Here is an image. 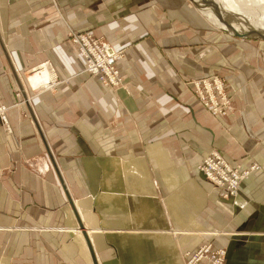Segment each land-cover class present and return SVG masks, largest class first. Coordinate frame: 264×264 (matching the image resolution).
Masks as SVG:
<instances>
[{
	"label": "crops",
	"instance_id": "1",
	"mask_svg": "<svg viewBox=\"0 0 264 264\" xmlns=\"http://www.w3.org/2000/svg\"><path fill=\"white\" fill-rule=\"evenodd\" d=\"M84 31L121 53L123 87L85 71ZM46 61L60 84L35 93ZM211 75L224 115L192 89ZM0 103V264H183L207 243L264 264V40L188 0H0ZM211 151L250 171L236 195L199 171Z\"/></svg>",
	"mask_w": 264,
	"mask_h": 264
},
{
	"label": "built area",
	"instance_id": "2",
	"mask_svg": "<svg viewBox=\"0 0 264 264\" xmlns=\"http://www.w3.org/2000/svg\"><path fill=\"white\" fill-rule=\"evenodd\" d=\"M70 35L85 60L86 72L96 76L107 88L116 90L123 87V80L116 66L121 56L119 51L109 42L93 36L89 31L72 32ZM47 63V61L42 62L33 67L34 71L31 73L39 71ZM191 85L196 99L212 114L224 115L231 109V95L226 89L224 80L218 75L191 80ZM32 91L37 92L35 88ZM4 111L5 106L0 103V113ZM198 169L207 180L222 188L228 196L238 193L241 182L248 175V170L230 165L218 151H211L206 155L198 165ZM225 255L224 249H215L207 243L193 253L185 252L184 264H200L202 261L208 264H224Z\"/></svg>",
	"mask_w": 264,
	"mask_h": 264
},
{
	"label": "bare ground",
	"instance_id": "3",
	"mask_svg": "<svg viewBox=\"0 0 264 264\" xmlns=\"http://www.w3.org/2000/svg\"><path fill=\"white\" fill-rule=\"evenodd\" d=\"M188 1L204 16L208 23L219 31H222L219 29L222 27L246 34H254L256 29L264 32V0H195L200 4L199 7L190 0ZM207 7L211 12L207 10ZM31 72L28 80L32 89L54 90L60 84L59 80L56 82L58 78L48 63L43 65L39 71ZM0 116L5 121L3 112L0 113ZM82 231L84 232V230ZM84 238L89 247L91 243L85 232Z\"/></svg>",
	"mask_w": 264,
	"mask_h": 264
},
{
	"label": "water",
	"instance_id": "4",
	"mask_svg": "<svg viewBox=\"0 0 264 264\" xmlns=\"http://www.w3.org/2000/svg\"><path fill=\"white\" fill-rule=\"evenodd\" d=\"M195 6L199 7L200 4H198L195 0H190ZM207 10L209 12H211L210 9H208L207 7ZM220 30H222V32H225V33H228V34H231L232 36H236V37H239V38H249V39H259V40H264V32L262 31H259L258 29L255 30V33L254 34H246V33H242V32H239V31H232V30H229L227 28H222V27H219ZM50 154V157H51V160H52V163L53 165L56 167V163L54 161V158L53 156L51 155V153L49 152Z\"/></svg>",
	"mask_w": 264,
	"mask_h": 264
},
{
	"label": "rangeland",
	"instance_id": "5",
	"mask_svg": "<svg viewBox=\"0 0 264 264\" xmlns=\"http://www.w3.org/2000/svg\"><path fill=\"white\" fill-rule=\"evenodd\" d=\"M211 25V24H210ZM212 26V25H211ZM213 27V26H212ZM214 28V27H213ZM214 29H216V28H214ZM216 30H218V29H216ZM243 39H248V38H243ZM72 42H73V40H72ZM74 44H76L75 42H73ZM76 46H77V48H78V45L76 44ZM79 49V48H78ZM220 77V76H219ZM223 80H224V83L226 84V89H227V91H229V82L227 81V80H225L224 78H222ZM29 81V80H28ZM30 83V82H29ZM29 86H30V84H29ZM31 87V86H30ZM232 98V97H231ZM233 99V98H232ZM232 105H233V100H232ZM5 106V105H4ZM6 106H5V111H6ZM5 111L3 112V114H4V118H5V121H6V114H5ZM0 118L2 119V116H0ZM3 120V119H2ZM5 121H3V122H5ZM81 230H83V228L81 229ZM183 264H184V261H183Z\"/></svg>",
	"mask_w": 264,
	"mask_h": 264
}]
</instances>
